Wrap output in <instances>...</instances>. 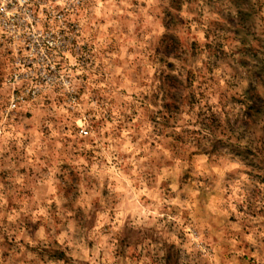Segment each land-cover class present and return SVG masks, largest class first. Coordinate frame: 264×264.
<instances>
[{
	"label": "rangeland",
	"instance_id": "rangeland-1",
	"mask_svg": "<svg viewBox=\"0 0 264 264\" xmlns=\"http://www.w3.org/2000/svg\"><path fill=\"white\" fill-rule=\"evenodd\" d=\"M31 1L73 40L12 110L0 31V264H264V0Z\"/></svg>",
	"mask_w": 264,
	"mask_h": 264
},
{
	"label": "built area",
	"instance_id": "built-area-1",
	"mask_svg": "<svg viewBox=\"0 0 264 264\" xmlns=\"http://www.w3.org/2000/svg\"><path fill=\"white\" fill-rule=\"evenodd\" d=\"M31 0H0V31L10 39L13 60L5 82L11 89L9 108L14 110L26 101L35 100L47 89L60 86L59 57L72 46V37L37 27L39 18ZM55 18L63 22L64 13ZM69 37V38H68ZM86 135V130H81Z\"/></svg>",
	"mask_w": 264,
	"mask_h": 264
},
{
	"label": "trees",
	"instance_id": "trees-1",
	"mask_svg": "<svg viewBox=\"0 0 264 264\" xmlns=\"http://www.w3.org/2000/svg\"><path fill=\"white\" fill-rule=\"evenodd\" d=\"M174 91H175V90H174ZM181 93H182V92H180V91L173 92L172 97H173V96H177V95H179V97H182ZM253 96H254V95L251 94V97H252V98H253ZM177 97H178V96H177ZM177 97H176V98H177ZM191 99H192V98H191ZM179 101H180L179 103H180V105H181V104H183V102L185 101V99L182 97V98H179ZM190 102H191V100H190ZM194 103H195V102H191V104H194ZM168 108H169V106H168ZM170 117H171V116H170ZM191 134H194V132H191Z\"/></svg>",
	"mask_w": 264,
	"mask_h": 264
}]
</instances>
